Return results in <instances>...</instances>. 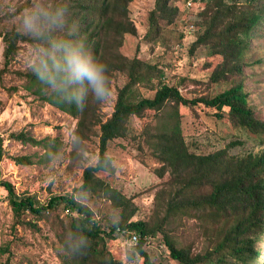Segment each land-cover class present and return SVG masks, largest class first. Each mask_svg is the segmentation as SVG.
Instances as JSON below:
<instances>
[{"label":"trees","instance_id":"trees-1","mask_svg":"<svg viewBox=\"0 0 264 264\" xmlns=\"http://www.w3.org/2000/svg\"><path fill=\"white\" fill-rule=\"evenodd\" d=\"M132 1L65 0L78 34L86 36L93 54L108 66L110 87L116 89L113 110L105 120L101 118L103 104L91 96L87 97L86 107L81 111L52 93L47 85L36 79L31 68L18 73L24 80L26 91L76 120L69 153L71 160L84 146L83 140L95 135L96 128L99 153L96 164L83 169L82 182L72 194L52 195L43 205L33 196L17 195L14 187L4 181L0 173V188L7 194L13 225L36 230L37 221L52 216L59 218L61 232L56 238L69 264H117L106 247V242L116 239L117 234L125 235L135 243L134 249L142 258V264H155L143 246L148 238L159 234L168 256L178 264H246L255 256V245L264 238V121L255 116L244 90L245 56L252 28L263 14L262 7L251 5L253 0L245 3L238 0H199L205 7L199 13L201 22L196 26L203 30L191 43L189 51L192 53L200 47H208L211 55L219 57L208 78V85L225 84L229 87L214 97L188 99L178 86L165 83V75L157 65L137 58L128 59L119 53L124 36L136 35V28L129 17ZM153 2L145 37L157 33L158 36L159 31L172 24V18L178 11L173 0ZM20 12L19 9L15 14ZM0 40L5 68L16 58L21 44H28L33 49L37 47L36 41L19 31V22L0 24ZM184 81L190 83L188 79L181 82ZM142 87L154 90V95L142 97ZM200 105L213 111L217 119L228 120L239 134L251 137L262 147L260 151L243 156L230 155L229 151L241 144L232 141L223 149L206 155L190 152L181 135L178 109ZM147 111L156 114L158 124L144 128L145 142L150 156L160 164L158 175L169 172L167 184H171L173 189L168 193L164 217H159V209L154 220H133L137 211L133 200L96 174L114 171L107 156L108 145L116 139L127 138L129 120L133 117L141 119ZM11 137L31 146L47 147L45 140L37 141L23 132L11 134ZM2 144L0 137V163L4 156ZM11 160L22 166L33 163L32 156L26 155L12 157ZM162 193L163 190L157 191L156 199ZM83 194L109 201L112 209L117 211L115 220L104 225L94 211L78 201ZM56 211L65 212V217L60 219ZM177 215L187 216L198 223L196 226L200 232L196 238L204 244L202 253H195L190 244L179 242L171 234L170 226L181 220L179 217L173 220ZM81 235L87 238L86 246L77 253L69 251L67 242ZM133 237H136L135 241Z\"/></svg>","mask_w":264,"mask_h":264},{"label":"rangeland","instance_id":"rangeland-1","mask_svg":"<svg viewBox=\"0 0 264 264\" xmlns=\"http://www.w3.org/2000/svg\"><path fill=\"white\" fill-rule=\"evenodd\" d=\"M238 1L245 3L248 0ZM32 3L34 0H0V24L19 22L22 10ZM251 3L262 7L263 14L252 28L249 38L244 90L255 116L264 121V0H253ZM153 5V0H133L129 4V17L136 28V35L124 36L119 53L128 59L137 58L157 65L165 75V83L178 86L185 98L214 97L227 89L229 85L225 84L208 85V78L219 57L211 55L208 47H200L192 53L189 51L191 43L203 30L196 23L201 22L199 13L203 12L204 4L199 0H173L178 11L172 18V24L159 31L158 36L157 33L145 37L148 13ZM19 9L21 12L15 14ZM12 14L15 16L10 17ZM2 48L0 40V137L4 150L0 173L2 179L14 187L17 195L33 196L43 205L52 195L72 194L82 182L83 169L96 164L99 153L98 128L95 135L83 140L84 146L77 150V157L71 160L69 153L76 120L26 91L24 80L18 75L31 68L35 60L34 49L28 44H21L16 58L5 68ZM183 79H188L190 83L181 82ZM154 92L145 87L140 89V95L144 98H151ZM115 97L116 89L112 87L111 97L101 109L102 120L110 116ZM178 112L181 135L190 152L206 155L223 149L232 141L241 144L231 149L230 155L257 153L262 148L247 134H239L228 120L217 119L213 111L202 105L194 108L181 106ZM157 124L158 119L153 111H147L141 119L131 118L128 137L116 139L108 145L107 156L114 171L111 174H96L133 200L137 207L133 220H154L159 209V217H164L168 193L173 189L171 184H167L169 172L158 175L160 164L150 156L145 142L144 128ZM20 132L37 141L45 140L47 147L31 146L11 137V134ZM23 155L32 156L33 163L22 166L11 160ZM159 190H163V193L156 199ZM6 195L0 188V264H69L56 238L61 232L59 218L52 216L37 221L36 230L14 226ZM78 201L94 211L104 225L115 220L117 211L112 209L109 201L95 199L89 194L79 196ZM56 216L62 219L65 212L56 211ZM178 217L181 220L170 226L171 234L179 242L190 244L195 253H202L204 244L196 238L200 232L196 226L198 223L184 215H177L173 220ZM134 246L135 243L122 234L106 242L117 264H142V258L135 252ZM143 250L155 264H178L168 256L160 234L148 238ZM254 251L255 256L248 259L246 264H264V238L255 245Z\"/></svg>","mask_w":264,"mask_h":264},{"label":"clouds","instance_id":"clouds-1","mask_svg":"<svg viewBox=\"0 0 264 264\" xmlns=\"http://www.w3.org/2000/svg\"><path fill=\"white\" fill-rule=\"evenodd\" d=\"M19 31L37 42L30 67L52 93L81 111L89 96L100 104L110 99L108 66L93 54L86 36L78 34L65 0H34L20 14ZM86 244L83 235L67 242L73 253Z\"/></svg>","mask_w":264,"mask_h":264},{"label":"built area","instance_id":"built-area-1","mask_svg":"<svg viewBox=\"0 0 264 264\" xmlns=\"http://www.w3.org/2000/svg\"><path fill=\"white\" fill-rule=\"evenodd\" d=\"M132 240L135 241L136 240V237H133Z\"/></svg>","mask_w":264,"mask_h":264}]
</instances>
